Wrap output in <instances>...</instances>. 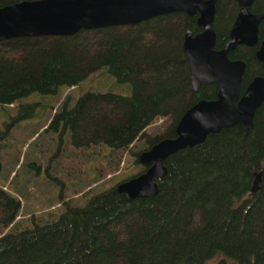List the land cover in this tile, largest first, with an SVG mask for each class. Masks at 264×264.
I'll use <instances>...</instances> for the list:
<instances>
[{"label": "trees", "instance_id": "16d2710c", "mask_svg": "<svg viewBox=\"0 0 264 264\" xmlns=\"http://www.w3.org/2000/svg\"><path fill=\"white\" fill-rule=\"evenodd\" d=\"M32 1L41 0H0V8ZM238 11L233 0L216 2V49L229 39ZM263 11L264 0H254L251 12ZM186 31H201L196 16L169 14L67 37L1 40L0 107L34 93L80 88L106 69L117 86H129L130 95L87 92L73 105L66 96L49 126L68 132L76 150L128 152L139 164L142 152L175 137L187 109L217 97L216 85L193 92ZM229 58L247 65L243 87L264 75L255 49L241 47ZM20 109L25 118L34 107ZM159 119L157 133L146 134ZM7 133L0 131V142ZM137 143L143 148L129 152ZM163 165L166 174L152 198L127 201L116 184L83 206L65 204L53 221L19 229L20 201L0 187V264H264V171L258 192L249 193L253 173L264 166V102L250 128L236 125L208 135Z\"/></svg>", "mask_w": 264, "mask_h": 264}, {"label": "water", "instance_id": "95a60500", "mask_svg": "<svg viewBox=\"0 0 264 264\" xmlns=\"http://www.w3.org/2000/svg\"><path fill=\"white\" fill-rule=\"evenodd\" d=\"M217 0H41L21 2L0 8V41L17 37H67L82 29L126 26L169 14L198 15L202 32L195 37L188 31L183 50L188 58L189 79L193 92L216 85L215 100H200L180 117L175 137L163 139L142 152L138 162L144 171L116 185V191L127 201L152 198L157 194L156 182L163 178V162L186 148L200 145L206 136L236 125L250 128L252 117L264 102V78L254 79L240 95L245 64L230 60L227 54L239 45L257 43L258 25L264 13L254 15L248 7L254 0H235L240 7L230 40L222 50H214L212 27ZM264 34V28H263ZM256 58L264 63V42ZM264 166L256 173L249 189L260 188Z\"/></svg>", "mask_w": 264, "mask_h": 264}, {"label": "rangeland", "instance_id": "374dc122", "mask_svg": "<svg viewBox=\"0 0 264 264\" xmlns=\"http://www.w3.org/2000/svg\"><path fill=\"white\" fill-rule=\"evenodd\" d=\"M106 70V69H105ZM86 79L80 88H61L56 95L32 94L14 105L0 107V131L8 130L0 142V187L20 201L16 229L53 221L64 205L83 206L98 194L130 176L142 167L133 163L128 152H109L108 148L76 150L69 142L68 132L49 126L66 96L70 104L87 92L113 91L130 95L129 86H117L107 72ZM33 105L31 115L20 106ZM161 128L154 121L145 131L152 136ZM135 152L143 148L137 143Z\"/></svg>", "mask_w": 264, "mask_h": 264}, {"label": "flooded vegetation", "instance_id": "af4514ba", "mask_svg": "<svg viewBox=\"0 0 264 264\" xmlns=\"http://www.w3.org/2000/svg\"><path fill=\"white\" fill-rule=\"evenodd\" d=\"M218 1V0H217ZM216 1V2H217ZM235 3H236V5H237V7H238V14H237V16H236V18H235V20H234V22H233V25H234V23H235V21H236V19H237V17H238V15H239V12H240V7H239V4L235 1V0H233ZM253 3H254V1H253ZM253 3L248 7V12L249 13H251V14H254V15H259V14H262V13H264V11L263 12H261V13H253V12H251V8H252V6H253ZM216 5V4H215ZM197 18H198V15H195ZM214 16H215V13H214ZM194 17V16H193ZM188 18H191V17H188ZM233 25H232V28H233ZM212 27H213V23H212ZM232 28H231V30H230V33H229V39L226 41V43L230 40V38H231V31H232ZM263 28H264V21L262 20L260 23H259V25H258V34H257V43L254 45V46H252V47H249V46H245V45H239V46H237L233 51H231V52H229L228 54H227V57L229 58V55L231 54V53H234L236 50H238L239 48H241V47H245V48H248V49H255V59H256V61L258 62V65L259 64H261L260 66H261V68H262V70H264V63L263 62H260L257 58H256V53L259 51V49H260V46H261V44H262V42H264V34H263ZM201 29V31H199L197 34H195V35H192V37H195L196 35H198V34H200L201 32H202V28H200ZM213 30H214V28H213ZM188 31H186V33H187ZM186 33H185V35H186ZM214 33H215V43H216V32L214 31ZM184 39H185V36H184ZM225 43V44H226ZM183 44H184V41H183ZM224 44V45H225ZM224 45L222 46V48L224 47ZM222 48H220V49H216L215 48V45H214V50H216V51H220V50H222ZM230 59V58H229ZM231 60V59H230ZM236 60H239V61H242V60H240V59H236ZM187 61H188V58H187ZM235 61V60H234ZM242 62H244V61H242ZM244 64H245V73H246V68H247V65H246V63L244 62ZM189 67V66H188ZM245 73H244V75H245ZM244 75H243V77H242V82H241V86H240V95H242V93L246 90V88L248 87V85L254 80V79H256V78H264V75L263 76H254L253 78H251V80L245 85V87H243V80H244ZM208 86V85H207ZM203 87V86H202ZM218 88V87H217ZM198 90V89H197ZM218 93V92H217Z\"/></svg>", "mask_w": 264, "mask_h": 264}]
</instances>
